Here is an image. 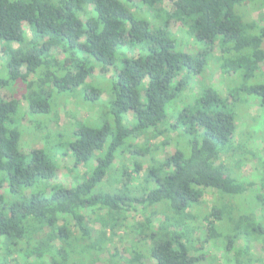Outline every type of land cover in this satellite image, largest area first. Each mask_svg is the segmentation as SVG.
Listing matches in <instances>:
<instances>
[{
    "label": "trees",
    "instance_id": "16d2710c",
    "mask_svg": "<svg viewBox=\"0 0 264 264\" xmlns=\"http://www.w3.org/2000/svg\"><path fill=\"white\" fill-rule=\"evenodd\" d=\"M248 1L175 0L168 12L161 0H0V86L9 82L25 86L22 99L28 116L49 113L45 88L69 93L84 88L96 68L102 75L111 73L106 99L109 123L99 128L81 125L68 142L74 165L86 168V178L74 180L70 188L53 182L56 165L42 149L20 150L18 99H0V189L5 193H0V264L14 260L13 253L21 254L24 264H82L88 252L103 249L109 240L107 229L122 225L130 203L161 210L162 220L146 216L134 228L143 234L154 264H200L206 259L192 256L187 245L194 234L189 221L199 219L190 208L206 191L232 197L235 203L251 196L255 185L264 191V160L260 159L254 180L239 177L226 163L234 160L229 154L236 102L250 97L264 112V14L250 19L245 11ZM141 5L147 6L157 24L141 13ZM171 21L179 22L198 51H188L183 40L168 30ZM215 46L219 55L213 59L206 49ZM53 48L61 59L51 55ZM212 60L217 71L230 79L227 97L213 86L198 84V92L184 100L174 121L168 122L172 105L185 98L192 80L209 72ZM30 77L35 81H28ZM258 77L261 80L255 81ZM103 92L90 86L87 97L98 100ZM148 129L154 139H161L160 147L173 146L174 153L160 160L150 147L135 144ZM253 134L249 139L264 140L259 131ZM127 152L133 158V173L138 171V160L148 157L150 163L136 195L99 193L96 188L109 167ZM122 176L135 182L130 172L122 170ZM95 206L105 213L100 232L92 236L82 212ZM235 207V221L228 208H212L202 218L209 233H215V222L231 223L221 234L225 254L238 240L244 250L253 240H264V219L251 208L238 203ZM259 207L264 213V205ZM43 228L46 234L39 233ZM142 255L141 243L135 240L128 259L115 252L107 264H144ZM215 260L211 257V264ZM260 260L246 256L237 258L236 264Z\"/></svg>",
    "mask_w": 264,
    "mask_h": 264
},
{
    "label": "rangeland",
    "instance_id": "374dc122",
    "mask_svg": "<svg viewBox=\"0 0 264 264\" xmlns=\"http://www.w3.org/2000/svg\"><path fill=\"white\" fill-rule=\"evenodd\" d=\"M175 0H161V6L164 10L171 12L173 3ZM246 4L245 11L248 12L249 18L252 20L259 18L264 14V0H249ZM143 11L142 14L151 19L152 23L157 24L153 19V14L148 12L147 6L141 5ZM247 15V16H248ZM27 38H32L31 33L28 31L26 25ZM168 30L174 34L179 40H183L186 49L192 53L199 50L198 46L188 38V36L182 31L179 22L171 21ZM46 40V39H45ZM16 47V44H14ZM206 51L214 59L219 55V49L215 46ZM51 55L57 59H61L59 56V50L53 48ZM131 54L128 53V56ZM2 46H0V71L2 66ZM216 65L212 60L209 64V72L205 73L203 77H197L192 80L191 87L188 88L184 95L185 98L179 99L174 103L169 110L170 120L174 121V113L180 109L184 100H189L192 94H195L199 90L198 84H205L207 86H213L217 92L223 97H227L228 85L230 83L229 77L222 76L216 69ZM0 75L2 73L0 72ZM111 73H105L102 75L98 68L95 69L92 77L87 80L84 88L76 89L69 93H58L51 87L45 88V91L49 94V113L45 115H39L42 117H31L26 114L27 105L22 99L25 92L24 85H16L9 82L6 86H0V99L11 100L14 97L18 99L17 114L22 117L20 119V126L18 131L20 133L19 148L23 153H28L32 148L42 149L50 158L51 162L56 165L54 183H60L65 188H70L74 185V180H84L86 178V168L82 164L74 165V161L68 150V142L74 139L73 133L81 126L87 125L95 128L101 127L103 124L109 123L110 116L107 114L106 99L108 92V79ZM261 77H258L255 81H260ZM28 81H35L34 77H30ZM232 84V83H231ZM233 85V84H232ZM99 87L103 89V94L98 100H91L87 97V91L89 87ZM246 102H236L234 107L235 119L234 124V138L231 146V152L229 155H233V161H226L230 168H233V172L238 174L241 178L256 179L258 172L260 171L259 162L260 159L264 160V140L261 139H249L254 137V132H260V137L264 136V112L258 108L256 101L250 97H244ZM231 101V99H230ZM132 121L131 114H128L127 122ZM130 125V124H129ZM19 126V125H18ZM131 126V125H130ZM129 126V127H130ZM176 134L172 133L173 140ZM45 137L48 139L45 140ZM159 139H154L151 129L142 132L137 136L135 144L142 147H150L156 153V159H162L165 154L174 153L173 146L162 148L159 145ZM173 143V142H172ZM69 152V153H68ZM258 152V154L256 153ZM147 159L138 160V171L133 173L134 165L131 154L122 153L117 156L114 164L109 167L108 173L101 181L96 190L103 195L109 194H127L131 198L136 195V187L141 185L144 178L145 170L150 165ZM229 160V156L226 158ZM240 165L238 169H234V166ZM125 170L130 172L131 177L135 179V182L128 181L127 178L121 177V171ZM0 189V193H3ZM6 197V196H5ZM7 198V197H6ZM234 198L225 196L220 198L215 196L211 191H206L203 197L200 199L198 205L192 206L190 209H194V214L199 216L196 221H189V225L194 228V234H191L190 243L187 244L191 255H204L206 259L200 264H211L210 258L214 257L216 260L212 264H236L237 258L252 256L254 259H261L260 263L264 264V240H253L250 243L249 250H244L241 241L235 242V247L232 252L225 254L224 251V234L231 226L228 221L214 224V232L209 233L207 224L202 221L207 211L212 208L216 209H232L230 212V220L235 221L237 215L236 204L245 208H251L264 219V213L259 206L264 205V191L260 190L257 185L253 187V193L251 196L243 199H238L237 203L234 202ZM7 202L10 200L7 198ZM10 203V202H9ZM130 207L125 214V220L122 225L114 230L107 229L108 241L103 245V249L100 252L90 251L83 257L82 264H107L109 256L118 252L122 259H128L132 248L133 241L137 240L141 243V250L143 252L142 261L144 264H154L147 250V242L142 239L143 234H139L134 228L140 221H145L147 217L152 221L162 220L161 210L159 207H150L147 204L142 206L130 203ZM155 213V216H151L150 213ZM105 211L95 206L93 209L85 210L82 212L85 221L92 231V236H96L101 230V221L104 219ZM262 215V217H261ZM47 229L43 228L39 233L46 234ZM218 235H217V234ZM212 234L213 238H210ZM142 235V236H141ZM215 236V237H214ZM219 236V237H218ZM208 241V242H206ZM205 242V243H204ZM58 246L59 242H55ZM199 249V252L196 251ZM12 258L16 263L24 264V258L21 254H14ZM14 260H10L8 264H14ZM244 262V258H242Z\"/></svg>",
    "mask_w": 264,
    "mask_h": 264
}]
</instances>
